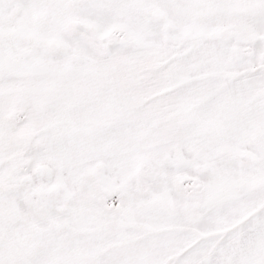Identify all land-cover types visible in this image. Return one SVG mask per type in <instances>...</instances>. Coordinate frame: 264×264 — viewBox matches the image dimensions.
Masks as SVG:
<instances>
[{
	"label": "snow or ice",
	"instance_id": "snow-or-ice-1",
	"mask_svg": "<svg viewBox=\"0 0 264 264\" xmlns=\"http://www.w3.org/2000/svg\"><path fill=\"white\" fill-rule=\"evenodd\" d=\"M0 264H264V0H0Z\"/></svg>",
	"mask_w": 264,
	"mask_h": 264
}]
</instances>
